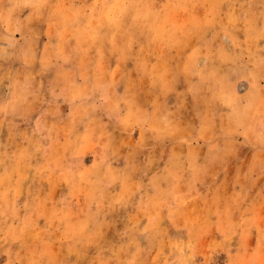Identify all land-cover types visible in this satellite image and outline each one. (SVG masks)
<instances>
[{"label":"rangeland","instance_id":"obj_1","mask_svg":"<svg viewBox=\"0 0 264 264\" xmlns=\"http://www.w3.org/2000/svg\"><path fill=\"white\" fill-rule=\"evenodd\" d=\"M263 20L264 0H0V264H264V158L250 152L264 135L242 131H264L244 73L264 63ZM78 74L116 86L78 87ZM182 93L191 111L202 100L199 124L141 113L126 128L144 135L117 155L80 136L64 102L107 95L140 111ZM211 126L220 145L196 154ZM180 130L168 158L160 133Z\"/></svg>","mask_w":264,"mask_h":264},{"label":"crops","instance_id":"obj_2","mask_svg":"<svg viewBox=\"0 0 264 264\" xmlns=\"http://www.w3.org/2000/svg\"><path fill=\"white\" fill-rule=\"evenodd\" d=\"M253 22L255 23H259V24H263L262 21L260 19H258V21L253 20ZM252 22V23H253ZM264 22V20H263ZM259 29V34H257V38L260 37V39H264V25L260 27H258ZM244 32V31H243ZM246 36H247V32ZM250 34H256L258 32H254L253 30H251L249 32ZM253 35H249V38H252ZM245 36V34L243 35V37ZM248 38V37H247ZM251 40V39H250ZM262 48V47H261ZM81 47H74L73 49H69L66 50L67 54H77L80 53L82 50H80ZM251 51H255L252 47ZM254 54H256L254 52ZM247 63V62H246ZM117 66H122L121 64H118ZM111 68V67H110ZM70 69H72V67H70ZM244 73H247L246 71H248V75L246 78V83H247V88L245 91H247L248 94H253L250 96V100L251 98L254 96V107L258 106L257 108H259V115H260V119H262L264 121V63L258 64V65H254L253 61H249L246 66H245ZM98 71L100 72H105V67L104 68H100ZM255 75V76H253ZM253 76V77H252ZM77 81V82H76ZM76 86L78 85V87H82V86H93L96 88H101V87H106V88H112L116 86V82H113L112 79H108L106 80L104 83L98 84V86H94L92 85V83L84 80L81 77V74L76 76ZM143 82H145L148 86H151L152 84L150 82H152L150 79H146L145 81L141 80L139 82V84H143ZM198 83V80L195 81H190L188 83L183 82L182 80H178V82L176 81L177 86H179L180 88L182 87H187L189 84L191 83ZM173 85V83H171L170 81H168V78H164V86H169V85ZM238 84V81H234L232 83L228 82V85L230 88L232 87H236L235 85ZM234 85V86H233ZM183 92V91H182ZM231 97L235 98V93L234 90L232 89V91L230 92ZM171 96L166 97V95H163V97L161 98L162 100H145L147 102V108L142 109L139 111V107L136 110H128V108L126 106H120L121 104H125L126 103H131V101H135V100H111L110 96L104 95L101 97L100 100H64L65 103H67L69 105V112H68V116L67 119L68 120H78V119H82L83 121V125H82V129L80 131V136L82 137H86L89 139V142L92 143H96V147L94 149H98V150H107L106 148L110 149L111 151H113V153L115 155H117V153H121L119 151L116 152L117 149H124V146L126 145L127 140L129 139V136L131 137L132 135H134L133 133L135 132V136L133 137L134 140H139L144 134H142V131H139V126H136L133 128V126H130V128H126L127 127V122L128 121H135L136 119L139 118V115L142 114H146V120H148L150 123L149 125L153 124L155 121H158L160 119H164V120H170L173 122H179V120H184L186 117L190 116V118L194 119V122L197 124H199L201 122V116L202 114H198L199 110L201 109V103L202 100H193L196 104H199L198 107L195 105V108L193 109V111L189 110L188 108H186V102H187V98H191V96H188L186 94H180L178 96V98H176L175 100H167L170 99ZM196 97V96H195ZM110 99V100H107ZM256 100V102H255ZM119 101V103H118ZM140 102H143L144 100H139ZM10 101H8L9 103ZM81 105L85 106H92L95 110V112H89L87 114H81L82 116L80 117H76L79 115V111L81 108ZM162 106V113L163 114H158V110H156V106ZM98 110V112L96 111ZM258 112H255L254 115L250 116L251 118L253 117L254 120H258L259 119V115L257 114ZM196 113V114H195ZM195 114V115H194ZM164 115V116H163ZM163 116V117H162ZM91 121V123H90ZM95 122H98L101 127L104 130H108V133H110L111 135L109 136L110 138L112 136H118L120 137L119 141H121V145H119L117 142H115V140H113L114 142L112 143V141L109 142V137H104L103 139L100 140V135L98 134V129L96 127ZM115 122V123H112ZM198 126V125H196ZM111 128H115L111 129ZM125 128V129H124ZM135 129H138L137 131ZM215 127L211 126V129H208L207 132H205V134H201L196 131V135L195 138L198 140L193 141V143L195 144V153L199 154L202 153L204 149H206L207 151L211 150L213 151V149H216L218 147V145H220V140L217 141L218 137H220V135H218V133L214 130ZM114 130V131H112ZM119 131V132H116ZM244 135L249 137H256L258 134L259 135H264L261 134L264 131L261 132H249V131H244L242 130ZM105 135V133H104ZM158 135V134H157ZM160 135L164 138L163 140H161L160 142L165 145L167 148L168 158H174L176 155L182 153L183 151V143L184 141L187 140V133L183 132L182 130H180L177 133H168V132H162L160 133ZM205 135L207 137L203 138V139H208L207 142L205 141H201L199 139L202 138V136ZM239 135V134H238ZM151 134L148 133V137H150ZM155 136V135H154ZM153 136V140L156 141V138H154ZM221 136L227 137L229 138V140H233L235 139L236 135L232 134V135H224L221 134ZM168 137V138H167ZM167 138V139H166ZM228 140V141H229ZM234 142V141H233ZM53 144L55 142H52ZM160 144V143H159ZM192 144V143H191ZM207 144V145H206ZM212 144V145H209ZM124 145V146H123ZM204 145H206V148H202L204 147ZM128 146V144H127ZM232 146L234 147V143L232 144ZM232 147V148H233ZM250 147H253L250 145ZM257 147V146H256ZM255 147V148H256ZM235 148V147H234ZM133 150V149H132ZM135 150V149H134ZM133 150V151H134ZM233 150V149H232ZM255 151V152H254ZM250 152H253L254 154H258L262 157V159L264 158V146H259L257 147L256 150H252ZM259 156V157H260ZM85 159L84 157H81V160ZM248 165H250L248 163ZM9 170L15 169V171L20 172V168L22 167V165L20 164V166L17 168L14 164H10L6 166ZM13 171V170H12ZM20 183H23V181H20Z\"/></svg>","mask_w":264,"mask_h":264}]
</instances>
